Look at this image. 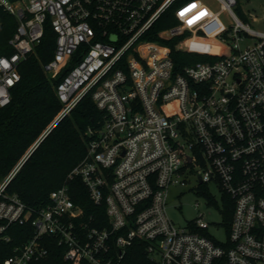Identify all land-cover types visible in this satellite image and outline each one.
Here are the masks:
<instances>
[{"label":"built area","instance_id":"1","mask_svg":"<svg viewBox=\"0 0 264 264\" xmlns=\"http://www.w3.org/2000/svg\"><path fill=\"white\" fill-rule=\"evenodd\" d=\"M175 1L0 0L18 20L8 41L14 52L0 54V106L10 103L18 66L49 21L57 40L44 69L55 79L71 65L55 84L63 104L56 119L87 94L104 113L100 126L86 129L87 153L68 179L80 180L108 217L106 225L93 224L67 183L38 207L9 192L32 146L0 179V264H40L53 252L66 264H264V30L236 12L238 0H215L221 10L207 3L195 9L201 0H190L177 11L178 25L147 38ZM185 32L175 48L213 60L177 69L164 39ZM191 37H213L223 51L185 46ZM247 38L252 43L242 46ZM190 173L212 202V183L223 202L232 199L224 240L203 213L184 226L170 217L169 188Z\"/></svg>","mask_w":264,"mask_h":264},{"label":"trees","instance_id":"2","mask_svg":"<svg viewBox=\"0 0 264 264\" xmlns=\"http://www.w3.org/2000/svg\"><path fill=\"white\" fill-rule=\"evenodd\" d=\"M188 1L190 0L175 1L152 25L146 37L160 39L161 30L178 25L180 20L176 16V9ZM203 5H206V0L196 2L192 7L196 9ZM207 5L209 6L208 3ZM192 9H185L184 13H191ZM239 11L240 16L245 18L244 12ZM17 25V18L0 6V54L14 52V47L8 41L15 33ZM187 34L188 32H185L164 39L172 48L177 69L198 61L213 60L209 54L176 49L175 44ZM56 40L57 34L47 21L44 36L35 47V52L18 66L21 78L11 89L10 103L0 106V179L14 168L41 135L50 128L12 177L8 191L17 194L29 205L38 207L49 200L53 189L67 183L70 185L72 197L83 205L86 215L95 216L93 224L103 226L108 223L106 206L94 204L84 184L80 180H69L68 174L87 153L86 129L91 125L100 126L104 113L91 95L87 94L70 113L62 116L51 126L63 107L56 93L55 84L71 66L66 67L55 79L46 73L44 64L53 58ZM185 46L201 50L217 48L218 51H223L213 37L207 39L191 37L186 40ZM208 198L209 202L213 201L209 195ZM224 205V221L227 227H230L232 199L227 198ZM134 251L136 254L133 255L136 258L140 259L145 255L141 248ZM40 264L66 263L60 258V253L53 252L50 258L41 261ZM130 264L144 263H137L133 259Z\"/></svg>","mask_w":264,"mask_h":264},{"label":"rangeland","instance_id":"3","mask_svg":"<svg viewBox=\"0 0 264 264\" xmlns=\"http://www.w3.org/2000/svg\"><path fill=\"white\" fill-rule=\"evenodd\" d=\"M206 3L213 9L221 10L215 0H206ZM182 6L176 9V16L177 11L179 15V9ZM234 9L239 15V10L244 12L246 17L243 20L251 27L264 30V0H238ZM221 18L225 23H229V17L226 12L221 13ZM201 34H205V32L202 31ZM252 41V38H247L241 41V45L246 46ZM210 187L212 194L217 199L215 202H209L208 197L199 190V180L196 174H188L185 184L177 183L170 186L167 196V210L170 217L181 226L186 225L190 220L198 218L200 213H203L201 216L202 220L212 222L209 231L215 234L218 239L224 240L226 238V224H222L220 228H216L213 224V222L224 220L225 205L222 200V191L214 183L210 184Z\"/></svg>","mask_w":264,"mask_h":264},{"label":"water","instance_id":"4","mask_svg":"<svg viewBox=\"0 0 264 264\" xmlns=\"http://www.w3.org/2000/svg\"><path fill=\"white\" fill-rule=\"evenodd\" d=\"M57 121H58V119H56L55 122H57ZM55 122L53 123V125L55 124ZM53 125H52V126H53ZM47 132H48V131L45 132V134L42 136V138L47 134ZM39 141H40V140H39ZM39 141H38V142H39ZM38 142H37L36 144L33 145V147H32L31 150H33V148L38 144Z\"/></svg>","mask_w":264,"mask_h":264}]
</instances>
